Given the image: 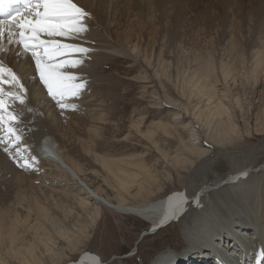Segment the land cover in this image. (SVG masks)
Instances as JSON below:
<instances>
[{
  "label": "rangeland",
  "instance_id": "rangeland-1",
  "mask_svg": "<svg viewBox=\"0 0 264 264\" xmlns=\"http://www.w3.org/2000/svg\"><path fill=\"white\" fill-rule=\"evenodd\" d=\"M114 1H117L120 33L133 35L134 43L139 45L135 52L138 59L118 55L103 61L100 69L95 71V78L103 79L95 87H88V94L79 99L82 110L67 113L62 107L55 106V116L44 107V112L54 119L55 129L50 128L43 135L39 131L32 133L28 142L25 140L23 150L19 149L20 153L13 152L15 148L10 147L4 151L10 159L0 157V219L4 217L8 227L17 214L26 219L31 211L29 221L17 227L19 235L22 230L27 231L25 239L18 241L24 245H19L24 256H28L25 248L30 244L40 246L42 231L39 227L43 223L39 221L36 209L27 208L28 201H22L20 205L18 180L29 185L32 197L47 209L53 221L46 225L62 227L69 234L66 239L52 235L57 237V245L64 247L59 254L74 260L88 250L97 256L122 254L125 258L135 257L137 264L145 256L161 251L163 240L174 245V249H179L184 241L175 219L174 224L144 239L148 231L144 230L147 226L140 219L112 213L99 215L97 205L84 209L80 198H85V193L73 181L64 182V186L56 182L65 179L63 173L45 175L39 157L34 153L28 155L30 148L33 150L41 143L58 148L63 142L68 158L83 168L80 171L82 177L94 189L114 203L123 197L130 205L138 200L129 197L116 180H110L95 155L119 161L141 157L140 162L152 173L153 179L139 184L147 191L153 189L155 192L162 186L163 190L158 193L160 199L183 191L188 177H205L204 181H207L210 178L206 175L227 174V163L231 161L227 155L224 159L217 156L219 150H228L231 154L233 173L235 168L243 166V162L237 164L234 160L250 158L252 149L263 142V136L255 131L258 123L254 122L258 111L264 110V81L253 87L250 79L241 75L227 79L223 73V69H227V12H240L250 19L254 7L263 5V0ZM152 27L155 35L150 36ZM208 63L213 65L214 71L208 69ZM209 99L225 106L231 123L241 132V139L229 138L237 130L229 131L231 123H226L230 122L226 121L227 114L214 116L209 121L200 114L199 108L205 110ZM99 116L104 123L99 122L103 124L96 130L86 121L97 125L94 118ZM156 123L166 125V132L156 128L150 136L148 132ZM248 130L254 136L247 134ZM202 151L210 158L203 165ZM25 154L28 155L26 159ZM217 158H222L223 162H215ZM3 161L10 164H2ZM124 168L130 173L136 172L126 165ZM231 171L228 169V173ZM17 175L25 179H19ZM142 230L138 242L134 236ZM112 234L116 239L109 241ZM122 237L126 239L118 245ZM0 247L3 249L0 250V264H20L23 256L12 252L7 239ZM224 261L221 263L227 264Z\"/></svg>",
  "mask_w": 264,
  "mask_h": 264
},
{
  "label": "bare ground",
  "instance_id": "bare-ground-1",
  "mask_svg": "<svg viewBox=\"0 0 264 264\" xmlns=\"http://www.w3.org/2000/svg\"><path fill=\"white\" fill-rule=\"evenodd\" d=\"M113 1L35 0L32 10L26 15L14 22H0V157L3 160H8L9 155L4 151L10 147L15 148L13 152L20 153L19 149L23 150L25 140L28 142L32 133L39 131L43 135L50 128L55 129V121L44 112V107L55 116V106L62 107L67 113L82 110L79 99L88 94V87H95L103 79L95 78V71L100 69L103 61L118 55L138 59L135 52H138L139 45L134 43L130 33H120L117 1ZM252 11L250 19L240 12H227V69H223V73L227 79L241 75L250 79L253 85L250 84L256 87L257 83L264 81V4L255 6ZM149 31L150 36L155 35L153 27ZM152 41L155 43V38ZM207 67L215 70L211 63ZM79 81L83 84H76ZM50 103L53 104L50 106ZM199 111L207 121L224 114H227L226 121L231 120L225 106L212 99H209L205 110L199 108ZM94 120V124L97 121L104 123L101 116ZM86 122L96 130L103 124ZM254 123H258L255 131L263 136V142L252 149L250 158L234 160L237 164L243 162V166L233 169L232 173L231 154L228 150H219L217 156L224 159L227 155L230 158L227 174L216 177L206 175L210 178L207 181H204L205 177H188L183 191L160 199L158 193L163 190L162 186L155 192L153 189L147 191L139 184L153 179L152 173L140 162L141 157L119 161L95 155V160L101 162L110 180H116L129 197L138 200L130 205L123 197L114 203L94 189L82 177L80 171L83 168L68 158L63 142L58 148L41 143L27 151L28 155L34 153L39 157V165L44 168L42 172L45 175L63 173L65 179L56 182L64 186V182L73 181L85 193V198H80L84 209L97 205L96 213L99 212V215H127L143 221L147 226L144 230L148 231L144 239L174 224V219L178 220L184 240L179 249H174V245L163 240L161 251L145 256L137 264H224L221 263L224 260L227 264H264V110L258 111ZM229 127V131L236 132V125L231 123ZM27 128L30 134L24 132ZM156 128L166 132L167 126L156 123L148 134L153 136ZM240 134L237 130L229 138L241 139ZM247 134L253 135L250 130ZM200 153L203 154L202 165L210 161L206 152ZM28 155L25 154V159ZM222 158H217L215 162H223ZM125 165L136 172H128ZM17 176L25 179L22 175ZM18 187L20 205L22 201H28L27 208L36 209L39 221L43 223L39 227L42 231L40 246L30 244L25 248L29 254L24 256L21 247L24 245L18 244V241L25 239L27 231L22 230V235H19L18 230L19 226L29 221L31 211L26 219L17 214L8 227L4 217L0 219V243L5 239L9 241L12 252L23 256L20 264H136L135 257L125 258L122 254L97 256L85 250L77 260L59 254L64 247L57 245V237L52 234L64 239L69 234L62 227L47 226L46 222L53 220L47 209L32 197L31 187L22 180H18ZM135 190L137 192L133 194ZM151 197H155L153 201ZM142 233L143 230L134 236L138 242ZM126 237L119 239L118 245ZM111 239H116L115 234L109 241ZM73 246L75 248L77 244ZM0 250L3 251L1 247Z\"/></svg>",
  "mask_w": 264,
  "mask_h": 264
}]
</instances>
